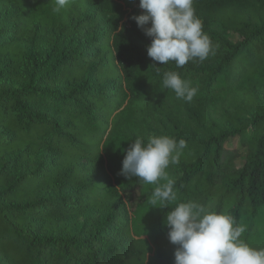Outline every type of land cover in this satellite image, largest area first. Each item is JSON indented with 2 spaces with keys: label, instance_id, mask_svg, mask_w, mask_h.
<instances>
[{
  "label": "trees",
  "instance_id": "trees-1",
  "mask_svg": "<svg viewBox=\"0 0 264 264\" xmlns=\"http://www.w3.org/2000/svg\"><path fill=\"white\" fill-rule=\"evenodd\" d=\"M193 6L216 54L177 68L148 56L139 0L59 13L55 0H0V264H175L165 218L189 201L264 248V0ZM169 71L198 88L191 102L163 87ZM162 135L187 143L164 208L156 185L120 174L131 142Z\"/></svg>",
  "mask_w": 264,
  "mask_h": 264
},
{
  "label": "clouds",
  "instance_id": "clouds-1",
  "mask_svg": "<svg viewBox=\"0 0 264 264\" xmlns=\"http://www.w3.org/2000/svg\"><path fill=\"white\" fill-rule=\"evenodd\" d=\"M70 2L55 0L53 11L61 12ZM193 5L194 0H139L143 12L132 19L151 38L147 54L154 62L165 65L171 61L182 68L216 54ZM162 83L186 102H191L198 92L197 87L174 71L165 72ZM186 147L184 139L177 141L166 135L151 136L146 143L138 137L124 150L120 174L156 185L151 203L167 207L177 199V193L175 180L166 169L179 163ZM165 225L169 228V241L177 246L175 264H264V248H254L241 239L245 227L237 225L233 216L212 210L210 205L179 203L167 213Z\"/></svg>",
  "mask_w": 264,
  "mask_h": 264
},
{
  "label": "rangeland",
  "instance_id": "rangeland-1",
  "mask_svg": "<svg viewBox=\"0 0 264 264\" xmlns=\"http://www.w3.org/2000/svg\"><path fill=\"white\" fill-rule=\"evenodd\" d=\"M227 146L240 149L239 150L240 156L235 159V163L238 166H240L244 162L246 150L241 148L238 137L230 138L229 142L227 143ZM129 199H130V206L134 208L138 202V191H134L130 193Z\"/></svg>",
  "mask_w": 264,
  "mask_h": 264
}]
</instances>
